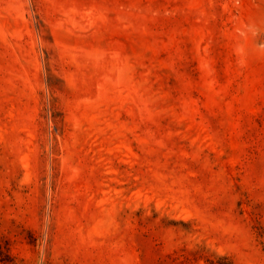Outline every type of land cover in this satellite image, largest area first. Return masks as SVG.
<instances>
[{"label": "rangeland", "instance_id": "rangeland-1", "mask_svg": "<svg viewBox=\"0 0 264 264\" xmlns=\"http://www.w3.org/2000/svg\"><path fill=\"white\" fill-rule=\"evenodd\" d=\"M0 264H264V0H0Z\"/></svg>", "mask_w": 264, "mask_h": 264}]
</instances>
